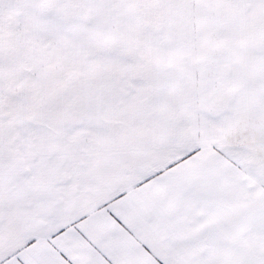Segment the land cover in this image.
Here are the masks:
<instances>
[{
	"label": "snow or ice",
	"instance_id": "obj_1",
	"mask_svg": "<svg viewBox=\"0 0 264 264\" xmlns=\"http://www.w3.org/2000/svg\"><path fill=\"white\" fill-rule=\"evenodd\" d=\"M0 264H264V0H0Z\"/></svg>",
	"mask_w": 264,
	"mask_h": 264
}]
</instances>
